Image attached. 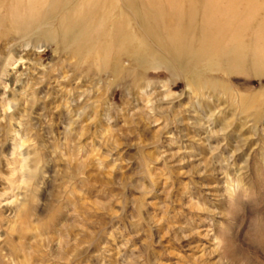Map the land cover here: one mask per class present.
<instances>
[{
    "label": "rangeland",
    "instance_id": "1",
    "mask_svg": "<svg viewBox=\"0 0 264 264\" xmlns=\"http://www.w3.org/2000/svg\"><path fill=\"white\" fill-rule=\"evenodd\" d=\"M172 1L0 0V264H264V0Z\"/></svg>",
    "mask_w": 264,
    "mask_h": 264
},
{
    "label": "bare ground",
    "instance_id": "2",
    "mask_svg": "<svg viewBox=\"0 0 264 264\" xmlns=\"http://www.w3.org/2000/svg\"><path fill=\"white\" fill-rule=\"evenodd\" d=\"M27 1L28 2L25 6H23L21 2H18L17 5L13 6L9 12L10 15L9 19L16 28H20V29L22 28L26 29L28 27L30 28L31 26L38 24L40 20L41 9L43 7V4H41V2L43 3V0H27ZM169 2L173 3L172 0H169ZM172 9L174 10V6H172ZM84 11L86 12V10L82 8L80 11L81 14H83ZM148 12L154 19L157 20L160 17H162L166 11L163 8H160V6L156 5L152 8H149ZM193 12L195 13L194 8L190 10V14H192ZM134 13L136 14L137 17L140 18V20L143 19V21H145V18H143L142 15L138 13V10L135 9ZM229 14L230 12L228 13V15ZM104 18L106 17L103 16V20L101 18V24L103 22H106V19ZM169 42H171V44L174 46V48L177 49V51L182 50V36L179 30L170 34Z\"/></svg>",
    "mask_w": 264,
    "mask_h": 264
}]
</instances>
